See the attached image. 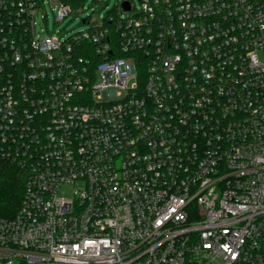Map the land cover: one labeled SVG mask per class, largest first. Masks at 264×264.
I'll return each mask as SVG.
<instances>
[{"label":"built area","instance_id":"1","mask_svg":"<svg viewBox=\"0 0 264 264\" xmlns=\"http://www.w3.org/2000/svg\"><path fill=\"white\" fill-rule=\"evenodd\" d=\"M40 1L0 0V264H264V0H124L66 39Z\"/></svg>","mask_w":264,"mask_h":264},{"label":"rangeland","instance_id":"2","mask_svg":"<svg viewBox=\"0 0 264 264\" xmlns=\"http://www.w3.org/2000/svg\"><path fill=\"white\" fill-rule=\"evenodd\" d=\"M52 1V2H51ZM41 0L42 7L34 16L36 34L40 37L47 33L66 39L70 35L98 26L108 14H116L120 18L128 17L133 13L120 12V6L124 0ZM61 2L69 4L71 13L62 21H56V11ZM135 9L138 1L131 0ZM82 20H88V24H82ZM17 210L9 211L6 216L13 215Z\"/></svg>","mask_w":264,"mask_h":264},{"label":"trees","instance_id":"3","mask_svg":"<svg viewBox=\"0 0 264 264\" xmlns=\"http://www.w3.org/2000/svg\"><path fill=\"white\" fill-rule=\"evenodd\" d=\"M23 180L18 169L12 166L0 167V217L6 216L19 206Z\"/></svg>","mask_w":264,"mask_h":264},{"label":"water","instance_id":"4","mask_svg":"<svg viewBox=\"0 0 264 264\" xmlns=\"http://www.w3.org/2000/svg\"><path fill=\"white\" fill-rule=\"evenodd\" d=\"M121 6H122V8L128 10V4L127 3H123Z\"/></svg>","mask_w":264,"mask_h":264}]
</instances>
